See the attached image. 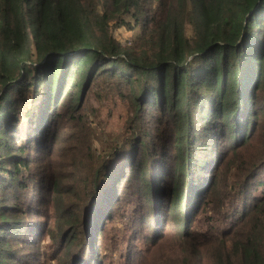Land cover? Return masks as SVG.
I'll return each instance as SVG.
<instances>
[{
	"label": "trees",
	"instance_id": "trees-1",
	"mask_svg": "<svg viewBox=\"0 0 264 264\" xmlns=\"http://www.w3.org/2000/svg\"><path fill=\"white\" fill-rule=\"evenodd\" d=\"M148 242L264 264V0H0V264Z\"/></svg>",
	"mask_w": 264,
	"mask_h": 264
},
{
	"label": "rangeland",
	"instance_id": "rangeland-1",
	"mask_svg": "<svg viewBox=\"0 0 264 264\" xmlns=\"http://www.w3.org/2000/svg\"><path fill=\"white\" fill-rule=\"evenodd\" d=\"M112 34L115 39L120 41L123 45L127 43L128 38L132 36L131 31H127L124 28L121 29H112ZM130 35V37H129ZM109 104L106 108L102 109V119L106 122L107 121V130L108 132H113V133H120L124 127V121L126 118V110L125 107L122 103L120 102H115V105L113 108H111V116L107 118V114L109 112ZM199 221V220H198ZM193 225V227H197V222ZM123 222H126L123 221ZM117 228H112L109 232L111 235V232L113 231L114 233V239L110 242L107 241L106 244L104 242L103 248H101L100 252L102 254H105L104 258L106 257L107 261H111L112 263H115L116 259L120 260L119 258L121 257L122 251V246L120 245L117 237H119L120 233H117V229H122V225L117 221V224L115 225ZM106 240V239H105ZM151 244L148 242V244H145L143 246L140 243H136V248H132V251H136L139 254L136 256L135 259V264H141L140 259L143 257L145 259V262L143 264H161V259L163 256L166 254L168 251L167 246L162 245L161 247H151ZM105 246V247H104ZM132 247V245H131ZM141 248V249H140ZM140 249V250H139ZM171 261H168L167 264H170Z\"/></svg>",
	"mask_w": 264,
	"mask_h": 264
}]
</instances>
